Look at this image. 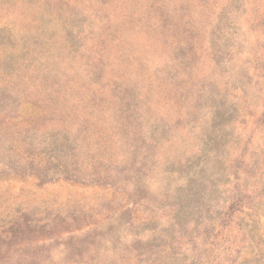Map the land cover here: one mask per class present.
I'll use <instances>...</instances> for the list:
<instances>
[{"label": "rangeland", "instance_id": "374dc122", "mask_svg": "<svg viewBox=\"0 0 264 264\" xmlns=\"http://www.w3.org/2000/svg\"><path fill=\"white\" fill-rule=\"evenodd\" d=\"M0 264H264V0H0Z\"/></svg>", "mask_w": 264, "mask_h": 264}]
</instances>
